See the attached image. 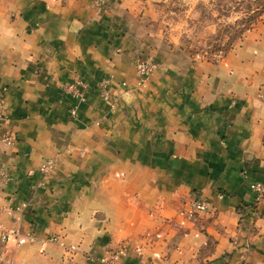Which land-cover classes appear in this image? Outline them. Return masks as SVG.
<instances>
[{
  "label": "crops",
  "instance_id": "crops-1",
  "mask_svg": "<svg viewBox=\"0 0 264 264\" xmlns=\"http://www.w3.org/2000/svg\"><path fill=\"white\" fill-rule=\"evenodd\" d=\"M164 1L0 0V224L36 236L0 230V264H264V11L207 58L164 37Z\"/></svg>",
  "mask_w": 264,
  "mask_h": 264
},
{
  "label": "rangeland",
  "instance_id": "rangeland-1",
  "mask_svg": "<svg viewBox=\"0 0 264 264\" xmlns=\"http://www.w3.org/2000/svg\"><path fill=\"white\" fill-rule=\"evenodd\" d=\"M263 4L264 0H165L157 6L156 22L167 40L215 58L239 42Z\"/></svg>",
  "mask_w": 264,
  "mask_h": 264
},
{
  "label": "built area",
  "instance_id": "built-area-1",
  "mask_svg": "<svg viewBox=\"0 0 264 264\" xmlns=\"http://www.w3.org/2000/svg\"><path fill=\"white\" fill-rule=\"evenodd\" d=\"M97 4L99 0H94ZM219 58V57H215ZM156 67V63L151 54H144L139 55L134 61V68L139 80L141 82L145 81ZM108 80L102 79L99 84L98 88L103 97L109 96V91L107 89ZM63 90L65 93L72 98L73 103L69 107V112L74 114L76 112L77 103L85 100L86 97V90H87V83L79 76L74 75L70 80L63 84ZM5 117L3 111V101L0 97V120ZM5 141L10 142L11 136L8 134L5 136ZM53 163L50 159H45L38 167L39 171L45 173L52 167ZM250 187L256 193V198L259 199L264 195V183L259 181H254L250 183ZM190 208L189 215L193 212L202 211L206 209V203L203 199H192L190 201ZM1 230V238L7 239L9 236H14L18 242H26L32 241L36 238L33 233H25L21 234L19 230L15 228H7L0 224ZM50 239H55V236H51ZM100 264H120L119 261V251L117 250H109L106 254H103L97 258Z\"/></svg>",
  "mask_w": 264,
  "mask_h": 264
},
{
  "label": "trees",
  "instance_id": "trees-1",
  "mask_svg": "<svg viewBox=\"0 0 264 264\" xmlns=\"http://www.w3.org/2000/svg\"><path fill=\"white\" fill-rule=\"evenodd\" d=\"M264 11V4L259 8V10H258V12H257V16L261 13V12H263ZM256 16V17H257ZM247 28L249 27V26H246Z\"/></svg>",
  "mask_w": 264,
  "mask_h": 264
}]
</instances>
